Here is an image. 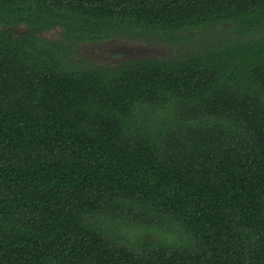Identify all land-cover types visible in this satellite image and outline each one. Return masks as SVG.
I'll return each instance as SVG.
<instances>
[{
	"label": "trees",
	"instance_id": "1",
	"mask_svg": "<svg viewBox=\"0 0 264 264\" xmlns=\"http://www.w3.org/2000/svg\"><path fill=\"white\" fill-rule=\"evenodd\" d=\"M0 264H264V0H0Z\"/></svg>",
	"mask_w": 264,
	"mask_h": 264
},
{
	"label": "rangeland",
	"instance_id": "2",
	"mask_svg": "<svg viewBox=\"0 0 264 264\" xmlns=\"http://www.w3.org/2000/svg\"><path fill=\"white\" fill-rule=\"evenodd\" d=\"M226 26L216 28L212 33H209L208 41L215 42L218 34L227 35L228 30H226ZM15 28L12 29L13 34H20L26 31L23 26H17ZM42 35L49 39H58L59 28L45 31ZM198 44H192L187 41L172 45L162 42L150 43L142 40H130L128 38H111L95 43L81 42L78 44L73 57L75 59L81 58L89 64L113 66L134 58L171 57L182 52L192 51L195 47H198Z\"/></svg>",
	"mask_w": 264,
	"mask_h": 264
},
{
	"label": "water",
	"instance_id": "3",
	"mask_svg": "<svg viewBox=\"0 0 264 264\" xmlns=\"http://www.w3.org/2000/svg\"><path fill=\"white\" fill-rule=\"evenodd\" d=\"M17 26H23V27H24V25H22V24H20V25H17ZM17 26H15V27H17ZM15 27H14V28H15ZM15 29H16V28H15ZM43 33H44V32H43Z\"/></svg>",
	"mask_w": 264,
	"mask_h": 264
}]
</instances>
